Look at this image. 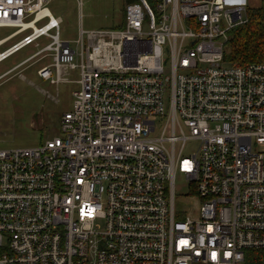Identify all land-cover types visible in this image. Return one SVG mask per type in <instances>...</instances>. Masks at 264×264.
Segmentation results:
<instances>
[{
	"label": "built area",
	"instance_id": "2783aa9c",
	"mask_svg": "<svg viewBox=\"0 0 264 264\" xmlns=\"http://www.w3.org/2000/svg\"><path fill=\"white\" fill-rule=\"evenodd\" d=\"M50 1L0 0V46L23 35L0 62L34 44L19 66L48 53L39 76L78 85L60 134L0 148V264H245L264 247V62L224 45L250 1L134 0L75 46Z\"/></svg>",
	"mask_w": 264,
	"mask_h": 264
},
{
	"label": "rangeland",
	"instance_id": "374dc122",
	"mask_svg": "<svg viewBox=\"0 0 264 264\" xmlns=\"http://www.w3.org/2000/svg\"><path fill=\"white\" fill-rule=\"evenodd\" d=\"M126 0H52L48 7L53 15L63 19L61 37L75 41L82 29L113 28L123 20ZM15 30L14 27H0V38ZM23 35L7 42L0 49L10 46ZM41 44L47 43L45 38ZM40 47L28 45L0 63V148L15 149L36 146L60 134V121L73 105V91L78 87L73 81L53 84L38 75V69L49 64L48 53L39 54L19 67ZM44 54L46 56H44ZM68 79L79 77L78 70H69ZM196 143L187 146L191 152ZM177 184H183L177 176Z\"/></svg>",
	"mask_w": 264,
	"mask_h": 264
},
{
	"label": "trees",
	"instance_id": "16d2710c",
	"mask_svg": "<svg viewBox=\"0 0 264 264\" xmlns=\"http://www.w3.org/2000/svg\"><path fill=\"white\" fill-rule=\"evenodd\" d=\"M247 15L248 21L234 27L224 45L227 64L245 66L264 62V0L260 7H249ZM246 254L245 264H264V247L249 249Z\"/></svg>",
	"mask_w": 264,
	"mask_h": 264
},
{
	"label": "crops",
	"instance_id": "0c3cea01",
	"mask_svg": "<svg viewBox=\"0 0 264 264\" xmlns=\"http://www.w3.org/2000/svg\"><path fill=\"white\" fill-rule=\"evenodd\" d=\"M249 1H250V2H249V7H260V6L262 5V2H263V0H249ZM57 16H58V17H61L60 15H57ZM61 18H62V17H61ZM62 20H63V19H62ZM11 33H12V32H11ZM9 34H10V33H8L7 35H5V37L8 36ZM18 36H19V35H18ZM15 38H17V36H15L14 38H11V39L7 40V42H9V41H11V40H13V39H15ZM0 39H4V36L1 37ZM7 42H5L4 44H2V45L0 46V48L3 47ZM8 47H9V46H8ZM6 48H7V47H6ZM6 48H4V49H0V52L3 51V50H5ZM32 55H33V54H32ZM32 55H31V56H32ZM10 56H11V55H10ZM10 56H8V57H10ZM8 57H7V58H8ZM7 58H6V59H7ZM6 59H4V60H6ZM27 59H28V58H27ZM27 59H26V60H27ZM4 60H2L1 62H3ZM26 60H24V61H26ZM24 61H22L21 63H23ZM1 62H0V63H1ZM21 63H20V64H21ZM45 65H46V64H45ZM17 66H19V65H17ZM43 66H44V65H43ZM15 67H16V66H15ZM41 67H42V66H41ZM41 67H40V68H41ZM40 68H39V69H40ZM9 71H11V70L6 71L4 74L0 75V77H2L3 75H5V74L8 73ZM38 75H39V74H38ZM43 80H45V79H43Z\"/></svg>",
	"mask_w": 264,
	"mask_h": 264
}]
</instances>
